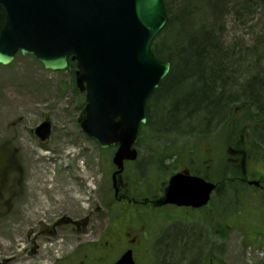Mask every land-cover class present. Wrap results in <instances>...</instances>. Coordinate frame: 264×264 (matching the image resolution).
<instances>
[{"label": "rangeland", "instance_id": "1", "mask_svg": "<svg viewBox=\"0 0 264 264\" xmlns=\"http://www.w3.org/2000/svg\"><path fill=\"white\" fill-rule=\"evenodd\" d=\"M258 17L243 25L240 19L234 21L228 16V20L232 18L226 33L230 42L242 38H245L247 44L253 41V37L260 32ZM187 73L183 71L182 77ZM177 78L173 84L168 82L158 96L156 91L152 102V97L149 100L148 113L151 110L152 120L142 127L137 146L140 160L145 158L137 165L139 172L135 173L141 190L159 189L160 184L167 181L172 173L188 168L187 162L179 167L183 158L178 152L173 155V146L178 151L186 150L196 162L203 163L208 158H214L217 153L226 162V148L229 149L233 146L232 142L241 138V135H232L234 129L231 124L228 127L222 123L220 126L215 124L208 130L210 134H204L202 127L194 125L191 130L184 123L175 128L173 112L166 111V103L174 97L176 100L172 101L173 107L181 95L185 97L183 100L188 99L192 86L188 79L182 80L181 76ZM83 97L84 93L76 88L74 68L60 71L46 69L35 56L20 53L10 64H0V232L13 233L10 239L15 247L6 252L8 255L0 247V264L6 263V256H12L17 249L22 251L21 257L31 262L37 258L34 250L38 245L41 249L48 247L45 258L39 264H73L77 256L110 231L112 221L114 224L120 220H131L132 216L134 218V214L130 213L132 203L113 204L110 161L115 148L101 149L95 140L79 128L77 119L85 103ZM45 118L52 121L53 129L47 143L43 145L34 136L32 129ZM156 147L157 156L163 158L156 167L157 172L153 168ZM32 155L40 157L36 165L45 172L46 178L68 172L67 178L71 186H75L74 182L78 184L83 181L80 178L74 181L73 173L80 176L83 172L87 176L89 195H82L80 186L75 194L84 198L82 205L88 209L73 214L66 203H60L57 208L54 198L65 197L68 194L65 191L69 189L63 186L62 178H57L55 183L60 190L57 197L44 195L45 200L49 197L47 208L52 212L47 211L44 217L29 223L14 221L12 216L15 213L9 214L21 191V185L26 183L24 171L27 165H34ZM232 156L238 157L233 153ZM187 159L191 162L190 157ZM245 168L252 178L257 179L264 174V160L252 159L245 164ZM46 184L50 186L49 182ZM233 196L237 197L238 203L231 202ZM229 197L232 199L224 198L221 203L215 199L209 206L198 210L173 206L157 212V219L161 222L157 223L159 252L169 246L178 248V239L187 235L196 240L199 238V248L191 250L190 254L198 255L200 261L204 255L203 249L208 248L209 253L221 257L224 264H264V205L261 203L264 189L243 186L238 195L230 194ZM144 214L146 217L153 216ZM219 223L224 227L225 235L221 243H217L215 235ZM17 239H20L18 248L15 245ZM55 239L61 243L53 245L51 241ZM207 241L208 246L202 249ZM193 255L188 256L189 260H194Z\"/></svg>", "mask_w": 264, "mask_h": 264}, {"label": "water", "instance_id": "2", "mask_svg": "<svg viewBox=\"0 0 264 264\" xmlns=\"http://www.w3.org/2000/svg\"><path fill=\"white\" fill-rule=\"evenodd\" d=\"M0 63L20 52L45 68L64 70L77 62L76 85L85 92L80 129L101 148L119 144L113 157L121 173L134 160V145L147 122V103L171 70L152 44L168 21L165 0H0ZM52 132L45 119L33 129L41 141ZM250 184L259 185V181ZM215 184L189 170L173 175L164 203L206 205ZM124 255L116 264H126Z\"/></svg>", "mask_w": 264, "mask_h": 264}, {"label": "trees", "instance_id": "3", "mask_svg": "<svg viewBox=\"0 0 264 264\" xmlns=\"http://www.w3.org/2000/svg\"><path fill=\"white\" fill-rule=\"evenodd\" d=\"M166 4L168 21L156 36L153 49L160 58L170 60L172 66L156 90L157 96L168 82L175 83L177 77L192 83L188 99L183 100L185 97L181 95L173 107L174 97L166 103V111L173 112L175 128L184 123L190 129L196 126L207 130L222 119L226 127L231 124V128H236L241 123L242 158L264 160V135L260 136L259 126H254L264 116V0H167ZM1 16L3 25L2 10ZM228 16L234 21L240 19L243 25L259 16L260 32L248 44L245 38L230 42L226 33L232 18L228 20ZM75 67L76 63L71 62L69 69ZM183 71L188 73L182 77ZM75 92L78 93L76 89ZM252 106L257 108L252 110ZM149 113L150 121L151 110ZM222 114L227 117L220 118ZM223 165L230 170L228 164ZM235 180H226L229 185L225 198L232 199L229 195H238L241 190ZM231 202L238 203L237 197L233 196ZM261 203L264 205V199ZM199 243V238L181 236L178 248L163 249L161 261L164 264H194L198 255L190 251L198 249ZM191 255L195 257L193 261L189 260Z\"/></svg>", "mask_w": 264, "mask_h": 264}, {"label": "flooded vegetation", "instance_id": "4", "mask_svg": "<svg viewBox=\"0 0 264 264\" xmlns=\"http://www.w3.org/2000/svg\"><path fill=\"white\" fill-rule=\"evenodd\" d=\"M68 66H70V61ZM221 121H216V125L220 126ZM254 126L255 128L259 126L258 122ZM209 129L210 127H208L207 131ZM231 133L233 136L241 135V132L236 130L231 131ZM243 139L244 137L241 135L240 140H237L235 143L232 142L233 146H230L229 149L228 147L226 148V162L224 161V158L222 160L220 153H217L214 158H208L207 161L205 160L206 162H196L194 157L191 155L189 156L186 150L178 151L176 146H173V155H177L178 152L180 157L183 158V162L179 167L185 162L188 163V168H181L174 173L188 169L190 174L201 176L206 180L215 183V188L211 192V199L207 206L213 203V200L215 201V199H217L218 203H221L224 200L225 190L229 185L226 180L229 179H237L235 180V185L238 187L242 184L244 186H254L253 184H250V182L257 180L259 181V185L255 186L259 189H264V174L262 173V176L254 179L248 174L247 169L245 168V164L248 161L245 159L246 156L242 159V149L240 147ZM40 143L43 145L46 144V142ZM139 143L140 141L137 146H139ZM113 148H115V150L112 152L110 162H112L117 146ZM154 150L156 155L153 168L156 170L157 165L161 164L163 158L162 156H157V147ZM232 153L237 154L238 157L232 156ZM188 157L191 158V162L187 159ZM167 158H170V156ZM140 159L141 157L138 150L137 158L134 160H126L124 162L123 171L116 174L117 188L115 189L112 185L113 204L118 202L125 204L132 203L133 209L130 213L132 212L134 214V218L132 216L131 220H120L114 224L112 221L110 231L81 255L77 256L75 258V263L73 262V264H115L119 262L124 255H128V260L125 262L126 264H164L161 261L162 252H159L157 249V234H159L157 232V223H161L157 219V212H161L163 208L167 209L176 206L174 204L164 203L169 183L168 181L171 175L167 181L165 180L160 184L159 189H157V187L150 191L139 189L135 173H137V171L139 172L137 165L142 163L145 158L142 160ZM223 164H228L230 170L226 169V167L224 168ZM116 170L117 167L112 164V183L113 175ZM155 172H157V170ZM144 213L152 214L153 216L146 217ZM135 218L137 219V222H134ZM148 226L151 228V231ZM223 231L224 227L219 223L218 231L215 233L216 239L218 240L217 243L224 241L225 236L223 235ZM162 234H164V231L160 233V237H162ZM203 251L204 255L201 257V261L199 260L198 264H224L221 257L211 255L208 248H205V250L203 249ZM209 259H211V261H209Z\"/></svg>", "mask_w": 264, "mask_h": 264}, {"label": "bare ground", "instance_id": "5", "mask_svg": "<svg viewBox=\"0 0 264 264\" xmlns=\"http://www.w3.org/2000/svg\"><path fill=\"white\" fill-rule=\"evenodd\" d=\"M256 108H257L256 106H252V110H255ZM224 117L226 118L227 115H225ZM215 124L216 122L212 123V125L209 126L210 129H212V127ZM258 124H259V132H260L259 135L263 136L264 116L260 120H258ZM239 127H241V123ZM239 127L235 128V126H233V129L236 131H240ZM203 132L204 134L208 133L207 130L206 131L203 130ZM32 157L34 158L32 160L34 165H27V168L24 171L26 176V183H23L21 185V191L19 192L18 197L14 200L13 210L9 214L12 215L13 212L15 213V215L12 216L14 221H23L25 223H29L33 219L44 217L47 211L51 213L52 211L50 210V208H47V201H50L49 197L47 196L46 197L47 200H45L44 195L50 194L57 197V195L60 192V190L57 189L59 187H57L55 183L57 178H62V180L64 181L63 186L69 188L67 191H65L68 192V194L65 195V197L61 199L54 198V200H56V205L58 204L57 208H59L60 203H66V205L68 206V210L73 214L79 213L81 211H86L88 209V207L82 205V200L84 198L81 197V195L79 194L78 195L75 194L76 190L78 192V188L80 186L81 191L83 193L82 195L84 196L89 195L88 190L90 189L86 185L87 176L84 175L83 172H81L80 176L77 173L76 175L75 173H73L74 181H77V178H80L81 181L83 182L78 184L74 182L75 186H71L72 183L67 178L69 176L68 172H63L59 176L54 175L52 178H46L45 172L36 165V162L41 160L40 157L34 155H32ZM42 179L44 180L42 181ZM47 182L50 183V186L46 184ZM12 235L13 233L11 234L10 231L0 232V247L3 249L5 253L11 251L12 249H15L12 243L13 241H11L10 239ZM51 242H53V245L55 243H59V244L61 243L58 242L56 239L52 240ZM208 243H209L208 241L205 242L202 246V249L205 248L208 245ZM15 245L17 248L20 247V239L15 240ZM47 248L48 247L45 246L42 247L41 249L40 246L38 245L37 249L34 250V253L37 255V258L31 262H28L27 258L21 257L22 251H20V249H17L14 251L12 256L10 255L6 256L7 262L4 264H39V261L41 262V260L45 258ZM60 249L62 248L60 247ZM6 255H8V253H6ZM198 263H199V258L197 257L195 259L194 264H198Z\"/></svg>", "mask_w": 264, "mask_h": 264}]
</instances>
